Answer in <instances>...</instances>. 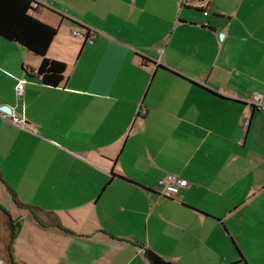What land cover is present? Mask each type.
<instances>
[{
    "label": "crops",
    "instance_id": "1",
    "mask_svg": "<svg viewBox=\"0 0 264 264\" xmlns=\"http://www.w3.org/2000/svg\"><path fill=\"white\" fill-rule=\"evenodd\" d=\"M204 2L206 16L194 0L42 1L31 15L57 28L47 57L66 65L56 87L0 37V106L36 132L0 118V208L31 236L14 260L150 264L151 249L240 264L236 240L264 239V0ZM168 173L189 186L160 194Z\"/></svg>",
    "mask_w": 264,
    "mask_h": 264
},
{
    "label": "trees",
    "instance_id": "2",
    "mask_svg": "<svg viewBox=\"0 0 264 264\" xmlns=\"http://www.w3.org/2000/svg\"><path fill=\"white\" fill-rule=\"evenodd\" d=\"M31 3V0H0V37L17 42L28 51L41 57L36 75L43 84L56 87L62 83L66 69L64 62L47 57L49 46L57 34V28L32 16L31 12L35 9L32 8ZM194 8L203 14L202 10ZM15 203L21 205L17 199H15ZM35 210L36 208L30 207L34 216H36ZM0 211L8 226V259L12 263H16L12 260L11 255L12 243L17 233V223H14L6 210L0 208ZM54 225H58L57 220ZM144 254L150 264H174L151 249L145 250Z\"/></svg>",
    "mask_w": 264,
    "mask_h": 264
},
{
    "label": "built area",
    "instance_id": "3",
    "mask_svg": "<svg viewBox=\"0 0 264 264\" xmlns=\"http://www.w3.org/2000/svg\"><path fill=\"white\" fill-rule=\"evenodd\" d=\"M45 0H31V6L33 9H36L40 6L41 2ZM189 0H183L184 4L187 3ZM194 7L198 8L199 10H202L203 15H208V10H206V4L204 0H194ZM204 25L206 23L204 22ZM72 35L75 37L82 38L88 42H92L94 38V34L90 31L83 32L80 30H73ZM26 82L25 78H20L16 85H15V95L17 98H19L24 91V84ZM252 105L259 109L262 107V94L256 93L252 97ZM2 106H0V118L3 120L9 121L11 124L22 128L26 131H29L31 133L36 134V132L31 129L28 122L24 118V116L14 110L11 109L10 113H7L1 109ZM159 186L161 187V194L164 196H169L171 192H177L180 189L187 188L189 186V182L185 180L184 178H181L180 176L172 173L166 174V176L158 181Z\"/></svg>",
    "mask_w": 264,
    "mask_h": 264
},
{
    "label": "rangeland",
    "instance_id": "4",
    "mask_svg": "<svg viewBox=\"0 0 264 264\" xmlns=\"http://www.w3.org/2000/svg\"><path fill=\"white\" fill-rule=\"evenodd\" d=\"M5 193V192H4ZM160 194H161V188H160ZM6 197V198H5ZM5 197H1L0 195V202L3 204V206L5 207V209L7 210V199L9 200V197L5 194ZM18 201V200H17ZM21 205L22 203L19 202ZM23 205H27V209L30 210V207L35 208L32 205H28V204H23ZM18 207L14 208L10 206V209L12 211V213L15 215L16 212H19L20 214L17 215H21V212L23 211V207H20V205L17 204ZM29 206V207H28ZM4 209V208H3ZM9 211V210H8ZM3 216V214L0 211V259L2 260V264H24L21 262H18L16 260H14L13 255H11L12 260L16 263H12V261L8 259V255H7V244H8V239H9V233H8V226L6 223V219ZM20 223H17V225L19 226ZM59 227H64L62 226V224L59 225ZM65 228V227H64ZM264 237V236H263ZM16 238V239H15ZM14 240L17 241V246L21 247V249H23L24 251H28L29 248L28 246H30V241L29 239H31V236L26 232V235H24V233L20 232L19 228L17 229V233L15 236ZM25 239V241H24ZM240 246V248L244 250H246L248 252V254H244L243 253L241 255L245 256L243 258V260L240 257V254L236 248V246L233 245L234 249H235V253L237 255V257L240 259V264H264V239H259V240H250V239H239L236 240ZM239 261V260H237ZM236 261V263H238Z\"/></svg>",
    "mask_w": 264,
    "mask_h": 264
},
{
    "label": "water",
    "instance_id": "5",
    "mask_svg": "<svg viewBox=\"0 0 264 264\" xmlns=\"http://www.w3.org/2000/svg\"><path fill=\"white\" fill-rule=\"evenodd\" d=\"M1 109L7 113L11 112V108L7 105L2 106ZM0 264H2L1 260H0Z\"/></svg>",
    "mask_w": 264,
    "mask_h": 264
}]
</instances>
